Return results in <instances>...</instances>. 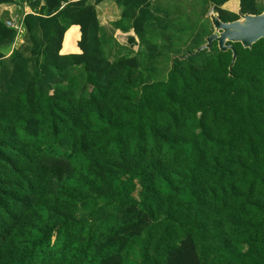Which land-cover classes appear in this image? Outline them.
<instances>
[{
  "label": "trees",
  "instance_id": "16d2710c",
  "mask_svg": "<svg viewBox=\"0 0 264 264\" xmlns=\"http://www.w3.org/2000/svg\"><path fill=\"white\" fill-rule=\"evenodd\" d=\"M104 1L0 0V264H264L263 0Z\"/></svg>",
  "mask_w": 264,
  "mask_h": 264
},
{
  "label": "water",
  "instance_id": "95a60500",
  "mask_svg": "<svg viewBox=\"0 0 264 264\" xmlns=\"http://www.w3.org/2000/svg\"><path fill=\"white\" fill-rule=\"evenodd\" d=\"M214 32L205 38V43L199 46L195 52L209 48L212 41L217 42L219 50L231 49L234 62L236 52L229 42H240L243 47H251L252 43L264 37V10L259 15L240 14V18L234 21L223 22L213 11L209 14Z\"/></svg>",
  "mask_w": 264,
  "mask_h": 264
},
{
  "label": "crops",
  "instance_id": "0c3cea01",
  "mask_svg": "<svg viewBox=\"0 0 264 264\" xmlns=\"http://www.w3.org/2000/svg\"><path fill=\"white\" fill-rule=\"evenodd\" d=\"M231 3H233V4H231ZM101 4V3H100ZM99 4V5H100ZM99 5L97 6V12H98V18H99V21H100V23L101 24H103V25H105V26H108V27H110V23L113 21V20H115V19H117L118 17H119V13H120V10H119V8L115 5V9H111V11L110 10H107V12H106V15H104V13L101 11V9H100V7H99ZM229 6H233V7H229ZM0 7H1V9H0V13L3 11V10H5V9H9V11H11L10 9V7H11V4H3V5H0ZM223 8H225V9H227V10H230V11H233V12H238V10H239V4H238V0H230V1H228L227 3H225L224 5H223ZM107 15H109V20H107V21H105V20H103L104 18H106V16ZM102 19H101V18ZM72 27H75L76 28V30H77V33H78V37H77V39L75 40V50L74 51H67V52H62L61 50H62V47H61V50H60V52H62V53H78V52H80V50H79V48H78V46H77V40L79 39V27H78V25H72V26H70L67 30H66V32L70 29V28H72ZM112 31V36L115 38V41H116V43L118 44V48L119 49H122V48H120V47H128V48H131L133 51H136V49H137V47H138V39H137V37L135 36V34H134V32L131 30V31H129V32H122V31H120L119 29H114V30H111ZM65 32V33H66ZM64 33V34H65ZM63 38H64V36H63ZM126 39V41H127V43H128V41H129V43H130V45L129 46H125V45H120V44H123V39ZM129 39H131V40H133L134 39V42H131ZM62 42H63V40H62ZM120 43V44H119ZM17 44L16 43H14V46H16ZM18 46V45H17Z\"/></svg>",
  "mask_w": 264,
  "mask_h": 264
},
{
  "label": "rangeland",
  "instance_id": "374dc122",
  "mask_svg": "<svg viewBox=\"0 0 264 264\" xmlns=\"http://www.w3.org/2000/svg\"><path fill=\"white\" fill-rule=\"evenodd\" d=\"M231 4H233V3H231ZM17 7H18V5L16 4V3H14V6L13 5H11V13H12V15L14 16V17H16V16H18V12H17ZM99 7H100V9H101V11L104 13V15H106V12H107V10H110L111 11V9H115V1L114 0H105L104 2H102L100 5H99ZM230 8L231 7H233V6H229ZM0 9H1V7H0ZM7 10H9V9H7ZM23 10H25V11H27V12H30V10H29V8L28 7H24L23 8ZM209 14H210V12H208ZM101 18V17H100ZM102 19V18H101ZM103 20H105V21H107V20H109V15H107L106 16V18H104ZM213 32H214V29H213ZM131 42H134V39L133 40H131V39H129ZM22 36H19V37H17L16 38V40H15V43L17 44V45H19V44H21L22 43ZM120 44V43H119ZM130 45V43H129V41H128V43H127V41H126V39L124 38L123 39V44H120L121 46L122 45H125V46H129ZM16 45V46H17Z\"/></svg>",
  "mask_w": 264,
  "mask_h": 264
},
{
  "label": "built area",
  "instance_id": "2783aa9c",
  "mask_svg": "<svg viewBox=\"0 0 264 264\" xmlns=\"http://www.w3.org/2000/svg\"><path fill=\"white\" fill-rule=\"evenodd\" d=\"M6 24L10 27H13L16 30H20V23L17 21L15 17H11L10 19L6 20Z\"/></svg>",
  "mask_w": 264,
  "mask_h": 264
},
{
  "label": "flooded vegetation",
  "instance_id": "af4514ba",
  "mask_svg": "<svg viewBox=\"0 0 264 264\" xmlns=\"http://www.w3.org/2000/svg\"><path fill=\"white\" fill-rule=\"evenodd\" d=\"M263 5H264V0H263ZM263 10H264V6H263ZM263 10L261 12L257 13V14H252V15H259V14H261L263 12ZM239 18H240V14H239Z\"/></svg>",
  "mask_w": 264,
  "mask_h": 264
},
{
  "label": "clouds",
  "instance_id": "9594fccd",
  "mask_svg": "<svg viewBox=\"0 0 264 264\" xmlns=\"http://www.w3.org/2000/svg\"><path fill=\"white\" fill-rule=\"evenodd\" d=\"M211 12V11H210ZM17 19V18H16ZM22 29H21V27H20V30L19 31H21ZM19 36H21V34L20 35H18L17 37H19ZM23 40V39H22ZM23 42V41H22Z\"/></svg>",
  "mask_w": 264,
  "mask_h": 264
}]
</instances>
